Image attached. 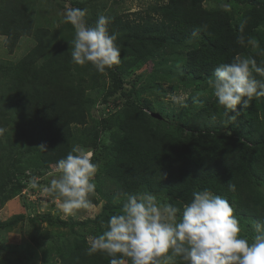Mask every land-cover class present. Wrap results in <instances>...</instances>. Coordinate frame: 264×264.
<instances>
[{"label": "trees", "instance_id": "1", "mask_svg": "<svg viewBox=\"0 0 264 264\" xmlns=\"http://www.w3.org/2000/svg\"><path fill=\"white\" fill-rule=\"evenodd\" d=\"M55 1L64 9L76 8L65 0ZM201 1L168 0L155 9L156 17L145 15L122 37L121 54L141 62L173 56L174 78L184 87L207 83L220 64L231 63L236 57L253 59L264 67V37L260 32L264 28V4L255 3L243 22L235 25L227 12L204 10ZM8 8V1H2L0 36L6 37L5 47L12 54L25 36L28 20L10 18ZM42 35L49 39H38L18 62H0V128L6 130L15 120L35 124L42 136L41 145L47 148L40 152L41 161L48 166L66 158L70 151L71 125L84 119L85 89L81 70L73 68L72 50L48 32ZM240 36L245 41L243 46L237 43ZM44 57L47 59L38 64ZM111 76L127 107L139 119L124 130L117 129L110 146L112 161L106 174L121 192L164 197L166 205L179 210V218L194 191L208 190L227 200L239 221L264 223V97L253 98L246 108L239 107L238 115L229 113L236 116L234 122L214 97L198 116L223 119L230 132L226 133L225 127L201 131L143 115L140 101L126 88L115 66ZM190 108L196 106L191 104ZM198 116L194 114L193 119ZM230 184L235 185L234 192L229 191ZM123 204H104L94 224H106ZM24 220L58 228L77 225L47 216L33 219L18 215L0 226L13 227ZM88 246L85 241L77 243L65 252L64 264H110L105 254L87 255ZM175 264H180L179 259Z\"/></svg>", "mask_w": 264, "mask_h": 264}, {"label": "rangeland", "instance_id": "2", "mask_svg": "<svg viewBox=\"0 0 264 264\" xmlns=\"http://www.w3.org/2000/svg\"><path fill=\"white\" fill-rule=\"evenodd\" d=\"M2 1H8L10 18L24 17L28 20V25L23 29L25 36L19 39L16 51L12 54L5 47L6 37L0 36V62H18L37 44L38 39L44 42L49 39V36L42 35L45 32L72 50L75 32L71 24L64 22L67 9L58 5L57 1L0 0V8ZM167 2L168 0H65V3H72L76 8L87 9L85 19L89 26H94L100 15L110 17L112 23L108 26L109 33L117 35L115 43L118 48L130 26L136 27L147 14L156 17L155 9ZM257 2L264 4V0H202L201 6L207 11L224 10L235 25H240ZM260 32L263 33L261 37H264L263 27ZM173 58L165 55L150 62H141L124 53L120 57L121 63L115 67L126 88L131 89L132 96L140 101L143 115L151 117V114L156 113L173 123V126L181 123L186 124L187 128L194 127L201 131L225 127L226 133H229V125H225L223 119L213 121L204 114L198 116L199 111L213 101V92L207 83L186 87L180 84L174 78L172 68L175 67H171ZM46 59L44 57L38 64ZM73 68L81 70L83 74L85 104L84 119L71 125L69 153L73 149L77 150L74 154H79L80 151L92 153V162L98 166L92 181L96 190L89 197L94 207L65 218L54 198L41 195L40 189L49 184L56 164L43 165L41 150L38 148L41 146L42 136L36 125L27 120H15L6 128L1 138L0 224L23 215L33 219L42 216L58 218L77 225L58 228L36 220H24L13 227L0 226V264H64L65 252L72 250L79 242L85 241L88 244L89 237L99 235L104 230L103 225L94 224L103 205L126 202L128 194L115 186L106 170L112 161L110 146L115 138V131L137 123V113L127 107L126 98L111 76L113 69L100 74L91 64L83 67L74 65ZM170 94L186 95L187 106L173 104L169 99ZM191 104L196 108H190ZM194 114L199 118L193 119ZM23 133L27 136L24 137ZM33 178H36L40 186L37 189L30 187ZM261 189L264 194V188ZM155 197L161 207L166 205V198ZM240 225L242 236H255L253 222L240 221Z\"/></svg>", "mask_w": 264, "mask_h": 264}, {"label": "clouds", "instance_id": "3", "mask_svg": "<svg viewBox=\"0 0 264 264\" xmlns=\"http://www.w3.org/2000/svg\"><path fill=\"white\" fill-rule=\"evenodd\" d=\"M86 16L87 9L69 7L65 12L64 22L75 32L72 62L82 67L91 64L98 73L106 74L121 63L117 35L109 33L112 19L100 15L89 26ZM237 43L244 45L243 36ZM207 84L225 115H238L239 107L264 97V67L253 59L236 57L220 64ZM169 99L187 106L186 95L170 94ZM235 119V115L229 116L231 122ZM4 131L0 128V135ZM38 148L47 151L45 145ZM76 152L73 149L57 162L49 184L40 189L42 196L56 200L65 218L94 207L89 197L96 190L92 181L98 166L92 162L91 152ZM30 187H40L36 178ZM229 191L234 192L235 185L230 184ZM192 197L178 218L177 208L161 207L152 194H128L120 212L103 225L102 233L89 237L86 254H105L110 264H175L177 259L180 264H264V223H253L254 237L242 236L240 221L227 200L208 190L194 191Z\"/></svg>", "mask_w": 264, "mask_h": 264}, {"label": "water", "instance_id": "4", "mask_svg": "<svg viewBox=\"0 0 264 264\" xmlns=\"http://www.w3.org/2000/svg\"><path fill=\"white\" fill-rule=\"evenodd\" d=\"M151 117L154 118V119H157V120H161L162 119V117L159 114H156V113L151 114Z\"/></svg>", "mask_w": 264, "mask_h": 264}]
</instances>
